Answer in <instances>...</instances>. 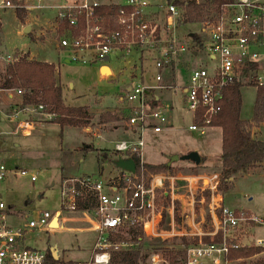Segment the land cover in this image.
<instances>
[{
    "label": "built area",
    "instance_id": "2783aa9c",
    "mask_svg": "<svg viewBox=\"0 0 264 264\" xmlns=\"http://www.w3.org/2000/svg\"><path fill=\"white\" fill-rule=\"evenodd\" d=\"M30 1L0 0V10L47 8L46 0H36V5ZM194 1L197 5L210 2ZM103 9L107 10L104 14L99 12ZM56 10L58 22L69 25L58 38L66 63H102L112 72L108 79L124 84L116 105L132 140L114 143L115 160L138 157L145 164V134H160L171 127L172 105L160 98L163 92L180 95L181 103L192 113L189 130L203 136L211 128L227 85L254 80L257 86H264V0H233L212 9L211 16L198 23L201 45L193 38L197 33L189 32L193 43L177 36L178 22L186 11L166 0H76ZM201 50L214 66L189 70L185 64L186 83L178 86L182 58L196 57ZM16 60L14 56L7 58L8 63ZM113 61L117 74L108 65ZM32 111L42 114L43 108ZM8 120L15 122L13 117ZM32 127L33 123L19 122L15 130L29 136ZM195 168L188 173L169 170L158 174L144 167L134 173L117 169L114 176L66 179L60 185L58 210L34 212L16 225L10 222L12 207L0 192V264H47L50 245L38 247L39 235L63 229L97 235L93 259L86 264H109L112 252L128 245L110 244L107 238L130 230L159 246L178 241L180 249L171 250L184 252L180 264H230V252L242 247L236 240L239 228L248 222L264 226V220L225 205L221 169ZM10 173L38 180L26 170H9L0 159V185ZM88 199L94 207L79 210V203ZM55 220L58 228L53 227ZM70 223L86 227H66ZM150 263L171 264L161 252L152 253Z\"/></svg>",
    "mask_w": 264,
    "mask_h": 264
},
{
    "label": "rangeland",
    "instance_id": "374dc122",
    "mask_svg": "<svg viewBox=\"0 0 264 264\" xmlns=\"http://www.w3.org/2000/svg\"><path fill=\"white\" fill-rule=\"evenodd\" d=\"M73 1L50 0L47 4L54 8L33 14L32 19L35 17L39 19V22L34 19L37 23L34 26L36 27L35 32L37 30L46 32L45 35L41 34L38 38L40 43L47 44L53 41L51 40L53 39L52 33L48 31V25L43 23L44 18H51L52 21H49V24H53V16L57 13L55 7L59 4H70ZM23 18L24 20L29 18L27 12ZM0 19H5V16L0 17ZM5 20L8 23H6V26L8 25V28H11L14 20L10 16L9 18L6 17ZM15 25H18V22ZM199 27V24L178 26L177 36L186 42L193 43L195 41L189 39V32L201 34ZM199 37L202 39V34ZM14 47L15 45H9L10 49ZM40 48L36 50L39 59L52 61L57 67L62 83L63 97L68 106L81 107L96 103V109L100 110L101 114L110 112L120 116L121 119L100 125L98 118L91 113L94 119L88 127H67L62 130L59 125L49 123L50 117L48 115L36 113L32 111V108L22 109L19 106V109H16L21 118L19 121L34 123L29 136H25L23 130H14L15 128H12L8 122H2V125H0V159L11 171L17 168L26 170L38 177L36 182H32L27 176H14L10 173L0 185V192L5 203L12 207L10 222L15 225L22 223L26 215L29 218L34 216V212H54L58 210L61 200L60 185L64 181L62 180L63 177L79 178L100 174L107 177L116 175L118 170L111 161L113 159L111 154L114 152V143L132 140L131 134L124 131L123 116L119 113L120 107L116 105L117 98L124 85L121 80L108 79L110 75L105 70L101 72V76L104 77L102 79L98 73L102 63L93 65L67 64L66 53L58 52L54 46ZM19 52V50L14 51L11 55L16 56L15 54ZM6 55L7 53L0 49V74L7 66ZM132 59L136 60V57ZM185 64H188L189 70L190 68L214 66V62L202 50L199 51L196 57L184 56L177 72V84L180 87L185 85L187 79ZM108 65L112 67L115 74L118 73L116 62H109ZM250 83L252 85H249ZM255 85L254 80H247L245 86L241 89L243 101L241 115L248 123L247 128L252 133L253 138L264 142V120L261 123L253 121L257 90V85ZM14 92L12 90L8 93ZM164 93L160 96L174 105L170 114L173 128L171 131L159 135L145 134L143 162L149 165L167 164L170 161V156L173 155L172 151L180 154L179 151L182 148L188 147L187 149L196 148L205 151V155L208 157H202L203 165L207 167L218 165L221 162V131L219 129H208L203 136L190 131L189 126L193 124L192 113L181 103L180 95L172 96L170 92ZM14 108L5 107V110L13 114ZM0 115L1 121H4L5 117L3 114ZM38 121L47 122V124L35 123ZM98 135H101V139H98ZM84 144L86 146L91 145L93 148L86 149L85 153L78 154L75 149ZM190 165L194 166L191 167ZM172 166V171H182L183 173H188L193 169L196 170L193 160L178 161L173 163ZM197 167L198 169L201 168V166ZM212 169L220 170V166ZM250 174L249 177L237 180L235 187L231 188L232 190L226 193L223 192L225 194V205L230 209L245 210L249 216H252V213L255 217L264 220V165L250 170ZM39 196H42V199L39 200ZM54 227L58 228L57 225ZM66 227L84 228L86 224L70 223ZM240 230H244V232L240 234ZM237 234L241 237L239 243L242 246L241 248L260 247L264 250V246L258 245L255 241L258 238H264V226L254 222L244 223ZM39 238L41 240L38 241L37 245L42 249L47 248L49 245L50 247L55 245L58 247L59 259L56 261H59L60 264H86L90 262L96 251L98 240L95 233L72 229H63L51 235L41 234ZM167 245V247L159 246L145 239L144 254L147 256L145 264H151L150 255L154 252H161L167 258L166 251L171 250V248L180 249L178 241ZM262 258H264V251L249 259L232 260L230 264H249L251 261Z\"/></svg>",
    "mask_w": 264,
    "mask_h": 264
},
{
    "label": "trees",
    "instance_id": "16d2710c",
    "mask_svg": "<svg viewBox=\"0 0 264 264\" xmlns=\"http://www.w3.org/2000/svg\"><path fill=\"white\" fill-rule=\"evenodd\" d=\"M17 3L16 0H13ZM167 4L174 3L185 9L183 20L178 22V26H188L198 24L209 18L212 9L223 3H231L233 0H210L208 3L197 5L194 0H166ZM116 12V8L111 9ZM106 9L99 11L104 14ZM17 18L24 21V9H17ZM58 35H64L69 29L66 21H59ZM198 44H202L197 34L193 36ZM14 63H9L4 72L0 74V90L22 91V107H42L43 115H48L49 123L57 124L63 130L66 127L86 128L91 124V115L88 107H72L65 103L63 88L56 75L54 64L29 60L27 55L16 56ZM248 76V72H244ZM249 85H252L250 83ZM245 86L244 81H235L227 85L223 91V97L219 103V111L212 118L210 127L222 130V151H221V190L226 193L231 190L233 180L239 173H246L250 170L264 165V142L253 138L248 130V123L242 118V94L241 89ZM256 86V85H255ZM256 100L253 109V121L261 123L264 120V86H256ZM198 114V123L200 122ZM123 116V115H122ZM116 114L107 112L100 116V124L118 121L121 119ZM137 171L142 167L151 173H165L172 170L168 164L149 165L141 164L140 158H133ZM203 164L201 158L200 165ZM79 210L92 209L93 204L88 201L79 203ZM110 244H125L127 248L113 251L109 264H145L147 256L144 254L145 240L139 237L135 231H128L124 234L111 235L107 238ZM263 248L249 247L232 250L229 260L249 259L263 252ZM183 251L168 250L166 257L171 264H180ZM47 264H60L54 260L52 253L48 250ZM72 264V263H68ZM249 264H264V258L251 261Z\"/></svg>",
    "mask_w": 264,
    "mask_h": 264
},
{
    "label": "crops",
    "instance_id": "0c3cea01",
    "mask_svg": "<svg viewBox=\"0 0 264 264\" xmlns=\"http://www.w3.org/2000/svg\"><path fill=\"white\" fill-rule=\"evenodd\" d=\"M49 1L50 0H46V6H47L46 9L35 10V11H32V12H28V11L25 10L27 12V15L29 16V18L25 19L23 22L17 18V15H16V10L17 9L0 10V13L2 14L0 17L5 16V19H6V17L9 18V16H10V18L14 20L12 27L8 28V25L6 26V23H7L6 20L5 19H2V20L0 19V49L3 52L7 53V55H6L7 57L6 58H8L9 56H13V55H11L12 52L19 50L20 52L15 54L16 56L27 55L29 57V60H33V61H37V62H43V63H49V64H54L55 65L54 62L49 61L47 59H44V60L43 59H39V56H38V53H36V50L37 49H41L40 47L54 46L55 50H57L58 52L59 51L60 52H64L62 49L58 48V39H56V38H59V35H58L59 24H58V19H57V13L53 16V20H54L53 24H49V21H52L51 18H49V17H45L44 18V22L43 23L48 25V27H49L48 31H50L52 33V36H53V39H51L53 41L48 42L47 44L40 43L39 40H38L40 35L41 34L45 35L46 32L43 31V30H37L35 32V28L36 27H34V26L37 23L35 22L34 19H36L38 22H39V19L36 18V17L34 19H32L34 13L38 14L39 12H44L46 10H51V8H54V7H50L51 5L47 4V3H49ZM74 2H75V0L72 3H70V4H59L55 8L57 9L59 6L72 5ZM29 4L36 5L37 3H36V0H32V1L29 2ZM17 22H18V25H15V24H17ZM26 30H29V31L26 32ZM11 44L15 45V47L12 48V49L9 48V45H11ZM16 56H14V57H16ZM66 61H67V58H66ZM8 64L9 63L7 62V65ZM101 69H102V66L99 68V71H98L100 76H101ZM2 72H4V70H2ZM111 74H112V72H111ZM56 75H57L58 80L60 81V84L62 85L61 80H60L59 75H58V72H57V67H56ZM8 92L9 91L0 90V114H3V116L5 117L4 121H1V117H0V125H2V122L6 121V122H8V124H11L12 128H15V126H16V124L18 122H22V121H19V120H21V118L19 116V113L17 112L18 110H16V109H19V106L22 109L32 108V110H33L35 108L34 107H25V108H23L22 107V98H21L22 94H18L17 91H15L14 93H8ZM164 94H166V93H164ZM171 95L174 96V94H172V93H171ZM160 98L163 101H166V102L170 103L172 105V110H173L174 105H173L172 102L167 101L166 99L162 98L161 96H160ZM96 106H97L96 103H91L89 105H86V107H88V111H89V113H90V115L92 117L91 121L94 119V116H92L91 113L95 114L96 118H98V121L100 119V116L102 115L101 111L96 109L97 108ZM5 107H10V108L11 107H15L14 108L15 111L13 112V114H11V112L5 110ZM9 117L15 118V121L17 123L16 122H13V123L10 122L8 120ZM170 120H171V127L166 129L164 132H166V131L169 132V131L172 130L173 122H172V117L171 116H170ZM35 123L47 124V122L44 123V122H40V121L35 122ZM100 125H103V124H100ZM215 129L216 130L219 129L221 131L220 146H221V151H222V130L220 128H212V127L210 128V130H215ZM124 131L127 132L125 129H124ZM162 133H160V134H162ZM101 135H103V134H101ZM101 135H98L99 136L98 139H101ZM156 135H159V134H156ZM89 148H93V147L91 145L86 146L84 144L83 146L77 147L75 150L78 152V154H80V153H85V150L89 149ZM187 148L188 147L182 148L181 151H179L180 154H178L177 152H173L172 151L173 155L170 156L169 160H171V158L173 156H176V155L177 156H183V155L189 154L191 152H197L201 156V158L202 157H205V158L208 157V156L205 155V151H201L200 149L197 150L196 148H194V149L193 148L192 149L191 148L187 149ZM113 154L114 153H112L111 156H113ZM220 157H221V155H220ZM105 158H107V157L105 156ZM220 161H221V158H220ZM167 164H169V163H167ZM172 164L170 165L171 167H173ZM190 166L193 167L194 165H190ZM217 166L218 167L220 166V169H221V162L218 165L213 166V167H207V166L202 164L201 165V169L204 170V171H208V170H210L212 168H216ZM249 176H251L250 171H248L246 173L237 174L235 176V179L233 180L232 188L235 187V184H236L237 180H240V179H243V178L249 177ZM70 178H77V177H63L62 180L70 179ZM224 202H225V194H224ZM235 210H240V209H235ZM248 212H250V211H248ZM251 215L254 216L252 213H251ZM242 232H244V230H242V231L240 230V234H242ZM240 238H241L240 235L237 234L236 235V240H237L238 243H240ZM259 240H262L264 242V238H258V239L255 240L258 245H259V243H258ZM260 246H264V243H263V245H260Z\"/></svg>",
    "mask_w": 264,
    "mask_h": 264
},
{
    "label": "water",
    "instance_id": "95a60500",
    "mask_svg": "<svg viewBox=\"0 0 264 264\" xmlns=\"http://www.w3.org/2000/svg\"><path fill=\"white\" fill-rule=\"evenodd\" d=\"M29 30H26V32H28ZM106 61L108 60V58L105 59ZM102 70H108L111 72L110 68L107 67V66H103L102 69H101V72ZM189 160H193L195 166H199L200 165V162H201V156L197 153V152H191L189 154H186V155H183V156H173L169 162V166L172 164V163H175V162H178V161H189ZM112 164L113 166H115V168L121 170V171H127V172H131V173H134L135 170H136V164H135V161L133 159H122V158H118V159H112ZM40 196H39V200H40ZM57 225V220L54 221L53 223V227ZM55 228V227H54ZM50 252L52 253L53 255V258L55 260H58L59 259V256H58V247L55 245V246H52L50 247Z\"/></svg>",
    "mask_w": 264,
    "mask_h": 264
},
{
    "label": "bare ground",
    "instance_id": "6f19581e",
    "mask_svg": "<svg viewBox=\"0 0 264 264\" xmlns=\"http://www.w3.org/2000/svg\"><path fill=\"white\" fill-rule=\"evenodd\" d=\"M109 75H111V72L110 71H108V70H105Z\"/></svg>",
    "mask_w": 264,
    "mask_h": 264
},
{
    "label": "flooded vegetation",
    "instance_id": "af4514ba",
    "mask_svg": "<svg viewBox=\"0 0 264 264\" xmlns=\"http://www.w3.org/2000/svg\"><path fill=\"white\" fill-rule=\"evenodd\" d=\"M41 198L40 199H42V196H40ZM39 198V197H38ZM50 247V246H49ZM50 249V248H49Z\"/></svg>",
    "mask_w": 264,
    "mask_h": 264
}]
</instances>
